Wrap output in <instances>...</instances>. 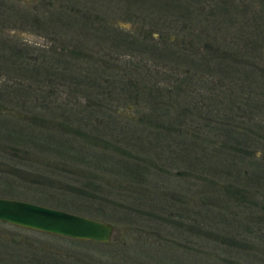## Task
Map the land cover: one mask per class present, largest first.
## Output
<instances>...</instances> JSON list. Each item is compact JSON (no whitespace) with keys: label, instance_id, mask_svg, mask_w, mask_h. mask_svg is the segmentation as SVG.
Segmentation results:
<instances>
[{"label":"rangeland","instance_id":"374dc122","mask_svg":"<svg viewBox=\"0 0 264 264\" xmlns=\"http://www.w3.org/2000/svg\"><path fill=\"white\" fill-rule=\"evenodd\" d=\"M0 63V196L113 226L0 220V264H264V0H0Z\"/></svg>","mask_w":264,"mask_h":264},{"label":"water","instance_id":"95a60500","mask_svg":"<svg viewBox=\"0 0 264 264\" xmlns=\"http://www.w3.org/2000/svg\"><path fill=\"white\" fill-rule=\"evenodd\" d=\"M0 220L56 235L99 242H108L113 231L112 224L105 220L5 196H0Z\"/></svg>","mask_w":264,"mask_h":264},{"label":"trees","instance_id":"16d2710c","mask_svg":"<svg viewBox=\"0 0 264 264\" xmlns=\"http://www.w3.org/2000/svg\"><path fill=\"white\" fill-rule=\"evenodd\" d=\"M4 8V7H3ZM71 10L73 11V12H78V15L80 16V17H82V19H85L86 20V22L87 21H91L89 18H86L88 15H86V16H84L83 14H81L80 13V11H77V9L74 7V8H71ZM75 10V11H74ZM79 10V9H78ZM83 13V12H82ZM92 21H94V20H92ZM69 40V39H68ZM68 40L65 42H63L59 47H55L56 49H59V51L58 52H60V55H61V58L63 59V58H65V57H69L71 60H75V55H82V56H84V57H90V55L87 53V52H81L80 50H77L76 48H74V47H72V46H70V47H68V45H67V42H68ZM71 41V40H70ZM118 44V40H116L115 42H114V44H113V48L114 47H116V45ZM53 48H54V46H53ZM65 56V57H64ZM0 64H2V63H0ZM3 65V64H2ZM63 65H67V64H63ZM32 73V72H31ZM52 73H55V72H52ZM57 74H58V72H57ZM61 75V76H60ZM57 76H59V77H54V76H51L50 75V72H49V70H47L46 72H45V78L44 79H46V80H52V81H62V83L64 82L61 78H63L64 77V75H63V73H62V71L57 75ZM61 77V78H60ZM60 78V79H59ZM65 78V77H64ZM67 78V77H66ZM69 78V77H68ZM72 88H74V87H72ZM71 97H70V100H71V98H72V96L73 95H70ZM132 95H130V93H129V95H128V97H131ZM69 101V100H68ZM94 103L95 104H101L99 101L98 102H96V101H94ZM102 106H105V105H102ZM145 119V118H144ZM58 144H60V143H58ZM60 145H66V144H60ZM60 145H57L56 146V149L55 150H57V152L58 153H60L59 152V150L60 149H63V147L62 146H60ZM67 149V148H66ZM82 153V152H81ZM68 154V153H67ZM79 154V153H78ZM77 154V155H78ZM94 157V156H93ZM96 159V158H95ZM78 160H80L79 159V157H78ZM98 162H99V158H97L96 159ZM118 164L119 165H122L123 167H121V170H122V172H124V174H126L127 176H132V174H141L140 173V170L138 169V167H137V165L136 164H134V165H129L127 162H125L124 160H118ZM8 169L10 168V169H14L15 167H10V166H8L7 167ZM128 169V170H127ZM14 171H15V169H14ZM40 180H41V178H40V176L39 177H37V176H31V177H29V179L28 178H23V182H22V184L23 183H26L27 185L26 186H28L30 183L32 184V185H34V184H44L43 182H40ZM210 181L211 182H213L212 181V179H210ZM18 182V181H17ZM30 184V185H31ZM228 184V183H227ZM51 185V184H50ZM50 186L48 185V186H46V187H42V189H44L47 193L49 192L50 194H53V193H51V191L50 190H48V188H49ZM51 187H53L54 189V191H57L58 193H60L59 191H64L63 192V194H66L65 193V190L67 191V189L68 188H65V187H63V186H59V185H54V186H51ZM234 187V188H233ZM258 188H259V186H257ZM70 188V190L69 191H71V189H72V186L71 187H69ZM256 189V190H255ZM255 189H254V191H257V192H259L260 190V188L259 189H257L256 187H255ZM263 190V189H262ZM220 192L222 193V194H226V195H228V196H230V197H235V198H237L238 200H241V199H243L244 201H246V202H252V199L251 198H247V199H244L243 198V195L245 194V192H247V191H243V190H241V188H238L237 186H229V184H228V187L226 186H224V190L222 189V186L220 187ZM56 194V193H55ZM75 195H71V196H68V197H66V198H68L69 199V201L70 200H72V198L74 197ZM65 197V196H64ZM202 198H204L205 196H201ZM77 198H79L78 196H77ZM45 203H49V204H52V205H54V203H52V202H45ZM259 204H262V203H259ZM63 205V204H62ZM63 206H65V205H63ZM245 242L246 241H244L243 243L245 244ZM255 246H256V248H255ZM252 247L253 248H255V249H258V251L257 252H259V253H261L262 252V248H261V244L259 243V244H256V245H254V243L252 244Z\"/></svg>","mask_w":264,"mask_h":264}]
</instances>
